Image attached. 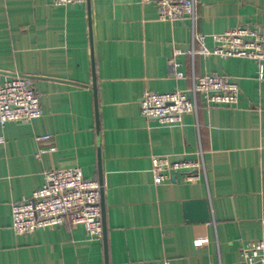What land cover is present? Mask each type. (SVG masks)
<instances>
[{
	"label": "crops",
	"instance_id": "obj_1",
	"mask_svg": "<svg viewBox=\"0 0 264 264\" xmlns=\"http://www.w3.org/2000/svg\"><path fill=\"white\" fill-rule=\"evenodd\" d=\"M195 2V30L208 48L213 33L264 31V0ZM191 38V20H159L153 0H0V76L28 77L42 107L39 118L0 126V264H105L103 239L82 225L11 229L12 202L40 187L44 171L78 166L98 180V148L108 264H241L240 249L264 239V61L191 57ZM176 50L183 78L171 73ZM210 74L238 85L236 104L198 97L180 124L141 115L143 91L184 89ZM44 134L48 141L35 139ZM152 155L202 156L205 174L155 184ZM196 199L207 203V222L185 215L184 203Z\"/></svg>",
	"mask_w": 264,
	"mask_h": 264
},
{
	"label": "built area",
	"instance_id": "obj_2",
	"mask_svg": "<svg viewBox=\"0 0 264 264\" xmlns=\"http://www.w3.org/2000/svg\"><path fill=\"white\" fill-rule=\"evenodd\" d=\"M53 5L63 6L82 3L86 0H49ZM157 17L161 21H174L181 17L191 20V46L186 51L191 57L215 55L221 58H248L264 61V31L253 26H239L220 33L210 34L213 47L205 45L206 35L195 30V0H153ZM174 51L170 58L171 73L183 78L178 70ZM262 72H259V78ZM240 89L228 77L217 74L193 76L190 86L169 92H142L139 99L141 115L160 124H180L186 114H195L197 98L208 105H233L238 101ZM42 116V107L31 80L25 76H0V126L8 122H30ZM49 134L37 136V141H48ZM4 142L0 135V144ZM39 148L36 158L46 151ZM151 174L155 184L169 180L172 174L182 172L189 182L205 174L202 156L196 160H170L167 155H152ZM101 185L96 179L83 176L78 166L50 168L43 173V183L31 195L12 202L11 229L18 235L29 234L39 228H52L68 223L82 225L88 237L102 238ZM241 264H264V239L250 241L240 249ZM169 264L168 260L160 263Z\"/></svg>",
	"mask_w": 264,
	"mask_h": 264
},
{
	"label": "water",
	"instance_id": "obj_3",
	"mask_svg": "<svg viewBox=\"0 0 264 264\" xmlns=\"http://www.w3.org/2000/svg\"><path fill=\"white\" fill-rule=\"evenodd\" d=\"M93 90L95 92V82L92 83ZM95 94V93H94ZM96 99V97H95ZM96 104V100H95ZM99 146V143H98ZM98 172H99V183L101 185V220H102V239L104 244V263L108 264L107 260V245H106V221H105V209H104V201H103V189H102V180H101V168H100V153L98 148ZM185 210H186V217L191 221H200V222H207L209 220V212L207 203L205 200L196 199V200H189L184 203Z\"/></svg>",
	"mask_w": 264,
	"mask_h": 264
},
{
	"label": "rangeland",
	"instance_id": "obj_4",
	"mask_svg": "<svg viewBox=\"0 0 264 264\" xmlns=\"http://www.w3.org/2000/svg\"><path fill=\"white\" fill-rule=\"evenodd\" d=\"M241 262V261H240Z\"/></svg>",
	"mask_w": 264,
	"mask_h": 264
}]
</instances>
